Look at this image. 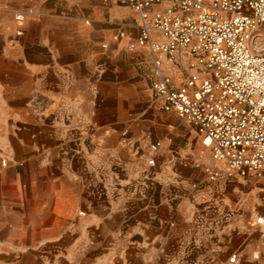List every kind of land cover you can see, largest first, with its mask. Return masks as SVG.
I'll list each match as a JSON object with an SVG mask.
<instances>
[{
    "label": "crops",
    "instance_id": "crops-1",
    "mask_svg": "<svg viewBox=\"0 0 264 264\" xmlns=\"http://www.w3.org/2000/svg\"><path fill=\"white\" fill-rule=\"evenodd\" d=\"M136 21L118 0H0V264H264V174L212 180L163 139L149 166L119 137ZM190 62L164 60L176 86Z\"/></svg>",
    "mask_w": 264,
    "mask_h": 264
},
{
    "label": "built area",
    "instance_id": "built-area-1",
    "mask_svg": "<svg viewBox=\"0 0 264 264\" xmlns=\"http://www.w3.org/2000/svg\"><path fill=\"white\" fill-rule=\"evenodd\" d=\"M118 1L137 14L128 47L148 52L150 89L162 109L189 123L217 163L208 177L264 174V0H169L154 11L162 0ZM181 50L191 55L190 72L176 86L164 60ZM159 146L149 144V166Z\"/></svg>",
    "mask_w": 264,
    "mask_h": 264
},
{
    "label": "rangeland",
    "instance_id": "rangeland-1",
    "mask_svg": "<svg viewBox=\"0 0 264 264\" xmlns=\"http://www.w3.org/2000/svg\"><path fill=\"white\" fill-rule=\"evenodd\" d=\"M144 50L143 59L131 62L134 85L131 91L133 104L130 106V112L127 116L124 111L125 106L122 108L119 106V118L117 120L119 137L127 139L132 133L134 134L132 153L136 160L147 162L151 156L149 144L163 139L170 144L171 148L169 149L171 151L175 145L176 150L181 151L184 159L202 163L205 168L218 167L211 158L209 148L205 147L202 142L201 150L196 149V132L192 126L174 112H167L162 109L160 101L150 89V56L146 49ZM130 51L135 52L136 49ZM176 129H181L182 133H174ZM123 131L126 132L125 135L121 134ZM198 137L200 138V136Z\"/></svg>",
    "mask_w": 264,
    "mask_h": 264
}]
</instances>
